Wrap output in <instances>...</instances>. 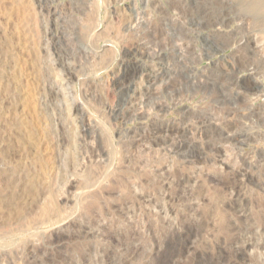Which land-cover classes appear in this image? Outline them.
I'll list each match as a JSON object with an SVG mask.
<instances>
[{
  "label": "rangeland",
  "instance_id": "obj_1",
  "mask_svg": "<svg viewBox=\"0 0 264 264\" xmlns=\"http://www.w3.org/2000/svg\"><path fill=\"white\" fill-rule=\"evenodd\" d=\"M172 1L0 0V264H264V0Z\"/></svg>",
  "mask_w": 264,
  "mask_h": 264
},
{
  "label": "bare ground",
  "instance_id": "obj_2",
  "mask_svg": "<svg viewBox=\"0 0 264 264\" xmlns=\"http://www.w3.org/2000/svg\"><path fill=\"white\" fill-rule=\"evenodd\" d=\"M150 1V0H149ZM176 1V0H175ZM175 1H172V2H175ZM185 2V1H184ZM203 2V1H202ZM177 3H180V2H178L177 1ZM184 4V3H183ZM176 5V4H175ZM180 6V5H179ZM173 8V7H172ZM179 8V7H178ZM183 8V7H182ZM181 7H180V9H182ZM185 9V8H184ZM175 10V9H174ZM179 10V9H178ZM177 10V11H178ZM183 11V10H182ZM186 11H187V9H186ZM185 11V15H187L186 12ZM160 12V11H159ZM205 12V11H204ZM228 12V11H227ZM223 15V14H222ZM225 15V14H224ZM234 15V14H233ZM137 17V16H136ZM179 17H181V16H179ZM181 19V18H180ZM242 20V19H241ZM225 21H226V23H227V26H226V28L225 29H227L230 25H234V24H236V20H234V19H232V18H230L229 16H226V19H225ZM179 22V21H178ZM241 25H243V22L242 21H238V23L236 24V29L238 30H240V28L242 27ZM137 26V25H136ZM245 28V27H244ZM225 29H216V30H214V32H216V33H219V34H221V33H224L225 32ZM234 30V29H233ZM187 31V30H186ZM241 31H243V30H241ZM240 31V32H241ZM166 32V31H165ZM237 33H239V32H237ZM159 34V33H158ZM233 34H234V32H233ZM227 36V34H224V36ZM186 37V36H185ZM228 37V36H227ZM226 37V38H227ZM71 38V37H70ZM219 38V37H218ZM245 38V37H244ZM247 38V37H246ZM233 39V38H232ZM235 39V38H234ZM249 39V38H248ZM251 40H252V38H250ZM249 39V40H250ZM229 40V39H228ZM227 40V41H228ZM251 40L249 41V43L251 42ZM240 41H242V39L240 40ZM253 41V40H252ZM229 43V42H228ZM236 43H238V42H236ZM244 43V42H243ZM247 43L248 42H246V46H248L247 48H251V47H249V45L250 44H248L247 45ZM230 44V43H229ZM252 44V43H251ZM190 45V44H189ZM189 45H187V48H189ZM231 45V44H230ZM229 45V46H230ZM240 45H242V44H240ZM232 46V45H231ZM240 47V49H241V46H239ZM239 47L238 46H236V47H234V49L235 48H238L239 49ZM192 48V47H191ZM228 48H230V47H228ZM253 49H254V47H252ZM251 48V49H252ZM243 49H244V47H243ZM242 49V50H243ZM135 50V49H134ZM141 50V49H140ZM235 50H237V49H235ZM245 50H246V48H245ZM255 50V49H254ZM248 51H249V49H248ZM235 52V51H234ZM239 53L240 52H242V51H238ZM243 52H244V50H243ZM246 52H247V50H246ZM141 53L142 54H145V53H147V51L146 50H142L141 51ZM230 53H232V52H230ZM141 54V55H142ZM241 54V53H240ZM245 57H246V54H244V53H242ZM149 55V54H148ZM147 55V56H148ZM151 55H153V54H151ZM228 55H230V54H228ZM243 55H241V56H243ZM249 55V54H248ZM256 55V54H255ZM257 56H258V53H257ZM146 57V56H145ZM152 57V56H151ZM253 57V56H252ZM243 58V57H242ZM256 58V57H255ZM229 59V58H228ZM234 60H235V62H236V64H234V65H236L237 66V68L238 67H241L243 64H244V62H245V60H243V59H241V58H239L237 55H235L234 54V58H233ZM246 59V58H245ZM257 59V58H256ZM258 60V59H257ZM261 60V62H262V59H260ZM248 61V60H247ZM212 62V61H211ZM263 62H264V60H263ZM198 63V62H197ZM208 63V62H207ZM247 63V62H246ZM260 63V62H259ZM253 64V63H252ZM214 66V65H213ZM264 66V65H263ZM231 67V66H230ZM232 67H234L233 65H232ZM139 66L138 65H134V69H133V73H135V72H138V70H139ZM227 69V68H226ZM235 69V68H234ZM203 70H205V69H203ZM239 70V69H238ZM223 72H227L225 69L223 70ZM229 74V73H228ZM202 75V74H201ZM227 75V74H226ZM232 75V74H231ZM195 76V75H194ZM233 76V75H232ZM156 77V76H155ZM239 77V76H238ZM228 78V77H227ZM230 79V78H229ZM251 79V77L249 78V80ZM237 80V79H236ZM238 81H239V79H238ZM241 81V80H240ZM149 85H150V87H153V89L155 90V92L156 91H159V90H156L155 88H157L158 86V81H157V79L156 78H153V77H151L150 79H149ZM160 82V81H159ZM233 82V81H232ZM251 82H252V80H251ZM260 82H262V81H260ZM259 81H257V80H253V90H260V89H264V83H260ZM236 83V82H235ZM232 84H234V83H232ZM164 85V84H163ZM239 85V84H238ZM123 86V85H122ZM165 86V85H164ZM234 86V85H233ZM251 86H252V84H251ZM236 87V86H235ZM122 88V87H121ZM120 88V89H121ZM158 88H160V87H158ZM157 88V89H158ZM162 89H164L163 87H161ZM168 88V87H167ZM237 88V87H236ZM239 88V87H238ZM197 89V88H196ZM200 89V88H199ZM240 90H241V88H240ZM240 90H238V91H240ZM248 90V89H247ZM243 90H241V92H242ZM246 91V90H245ZM244 91V92H245ZM154 92V93H155ZM160 92H161V90H160ZM264 92V91H263ZM151 93V92H150ZM178 93V92H177ZM238 94V96L239 97H241L242 98V93H237ZM245 94H246V92H245ZM244 94V95H245ZM145 95V94H144ZM151 95V94H150ZM178 96V95H177ZM144 97V96H143ZM223 97V96H222ZM147 98V97H146ZM222 99V98H221ZM259 99V98H258ZM146 101V100H145ZM144 101V102H145ZM256 101V100H255ZM245 102H246V100H245ZM244 103V102H243ZM264 103V102H263ZM231 104V103H230ZM251 104V103H250ZM249 104V105H250ZM141 105V104H140ZM148 105V104H147ZM171 105H174V104H171ZM176 105V104H175ZM235 105V104H234ZM237 105V104H236ZM262 105V104H261ZM238 106V105H237ZM248 106V105H247ZM252 106H254V105H252ZM251 106V107H252ZM77 107V106H76ZM152 107H154V106H152ZM231 107H233V106H231ZM230 107V108H231ZM78 108V107H77ZM145 108V107H144ZM147 108V107H146ZM145 108V109H146ZM155 112H157V113H155V114H157V115H167L169 112V110H170V108L169 107H167V105L165 106L164 104H159V105H155ZM173 108V107H172ZM184 108V107H183ZM187 108H189V107H187ZM187 108H186V110H187ZM250 108V107H249ZM80 109V108H79ZM154 109V108H153ZM190 109V108H189ZM192 109V108H191ZM190 109V110H191ZM234 109V108H233ZM258 109V108H257ZM143 110V109H142ZM147 110V109H146ZM151 110H152V108H151ZM185 110V111H186ZM189 110V111H190ZM199 110V109H198ZM235 110V109H234ZM246 110V109H245ZM250 110V109H249ZM77 112V109L75 108L72 112ZM183 111V110H182ZM184 111V112H185ZM201 110H199V112H200ZM71 112V111H70ZM177 112H178V109H177ZM195 112H196V110H195ZM229 112H230V110H229ZM228 112V113H229ZM235 112V111H234ZM255 112V111H254ZM179 113V112H178ZM257 113H258V111H257ZM148 114V119H150V117H152V118H154L153 116L154 115H151V114H149V113H147V111L145 112L144 110L143 111H141V115L143 116H145V115H147ZM180 114H184L183 112L181 113V110H180ZM187 114H189V113H187ZM191 114V113H190ZM244 114V113H243ZM140 115V114H139ZM191 115H194V114H191ZM196 115V114H195ZM236 115H238V114H236ZM260 115V114H259ZM263 115V114H262ZM130 116V115H129ZM241 116V115H240ZM200 117V116H199ZM243 117V116H242ZM246 117V116H245ZM253 117V116H252ZM151 118V119H152ZM197 118V117H196ZM142 119V118H141ZM198 119V118H197ZM205 119H206V117H205ZM263 119V118H262ZM227 120H228V118H227ZM232 119H230V121L228 120L227 121V123H226V125L225 126H223L225 129H221V128H219V124H216V125H212V127L213 128H215L216 130H220L221 132H223V135L224 136H226V139H227V141L228 142H230V143H233V142H237V143H239V145L241 144V145H245V146H248L247 145V143H251V144H253V143H259V141H262L263 139H264V133H262V131H258V132H248V133H246V134H238V135H233V134H231V131L235 128V126H236V123L235 122H233V121H231ZM154 121V120H153ZM200 121V120H199ZM90 123V122H89ZM87 124V123H86ZM151 124V123H150ZM204 124V123H203ZM202 124V125H203ZM84 126L83 127H86V128H89V129H93V125L92 124H89V126L87 127V125H85V122H84V124H83ZM144 125V124H143ZM174 125V124H173ZM142 126V125H141ZM141 126H140V128H141ZM147 126H149V125H147ZM134 127V126H133ZM144 127V126H143ZM167 127L169 128V130L171 129V127L173 128V126H172V124L170 123H168V125H167ZM248 127V126H247ZM139 128V129H140ZM204 128L205 127H203L202 129H201V135H202V139L203 138H205V137H203V135L206 133V130H204ZM94 129H95V127H94ZM137 130V129H136ZM186 130V129H185ZM187 130H189V129H187ZM226 130L228 131V132H226ZM171 131V130H170ZM257 131V130H256ZM89 132V131H88ZM128 132V131H127ZM200 132V131H199ZM198 132V133H199ZM208 132V134H209V131H207ZM166 133V132H165ZM245 133V132H244ZM95 134V133H94ZM130 134V133H129ZM131 134H133V133H131ZM135 134V133H134ZM180 134H181V132H180ZM194 134H195V136H196V133L194 132L193 133V137H194ZM176 135V134H175ZM187 135V134H186ZM198 135V134H197ZM130 136H132V135H130ZM135 136V135H134ZM133 136V137H134ZM198 137H200V136H198ZM128 140H129V142H131L130 144H129V146H127V145H125V148H128V149H130L131 148V150L132 149H136L137 147L138 148H142V147H140L141 146V142L139 143L138 141H139V139H137L138 141H136V139H135V137H134V139L132 138V137H129L128 136ZM201 139V138H200ZM193 140V139H192ZM126 142H128V141H126ZM125 142V143H126ZM177 142V141H176ZM128 144V143H127ZM221 144V143H220ZM216 147V146H215ZM262 147V146H261ZM93 148V147H92ZM242 148V147H241ZM240 148V149H241ZM143 149V148H142ZM142 149H140V150H142ZM145 149V148H144ZM144 149H143V153L144 152H146V151H144ZM147 149V148H146ZM149 149H151V148H149ZM228 149V148H227ZM252 149H254V148H252ZM256 149H258V148H256ZM137 150V149H136ZM242 150H244V149H242ZM175 151V150H174ZM228 151H230V150H228ZM228 151L226 150V149H224V150H220L219 151V153L221 154V157H222V159H223V162H224V164H226L227 165V167L228 168H231L232 167V164H231V161L229 160V158H230V154H228ZM142 152V151H141ZM248 152V151H247ZM257 152L259 153L260 151H258L257 150ZM262 154L261 155H264V147L262 148ZM102 153V152H101ZM131 153V152H130ZM133 153V152H132ZM211 153V152H210ZM217 155V154H216ZM247 155V154H246ZM249 155V154H248ZM247 155V156H248ZM240 157L238 158L240 161H242V162H247L246 161V158H245V156H244V154H241L240 153V155H239ZM238 157V156H237ZM249 157V156H248ZM251 157V156H250ZM186 158V157H185ZM260 159H261V157H259ZM177 159V158H176ZM184 159V158H183ZM103 160V159H102ZM105 162V161H104ZM255 162V161H254ZM259 162V161H258ZM248 163V162H247ZM244 164V163H243ZM251 166V165H250ZM249 166V167H250ZM264 166V165H263ZM227 168V169H228ZM247 168V167H246ZM226 169V170H227ZM229 170V169H228ZM252 170H253V166H251L250 167V170L249 171H251L250 172V175H249V171H245L244 169L242 170H238L237 171V173H236V176H238L239 178H242V181H244V180H251V177H252V175H251V173H252ZM231 171V170H230ZM234 171V170H233ZM255 171V170H254ZM257 171V170H256ZM255 171V172H256ZM136 172V171H135ZM103 173V172H102ZM255 175V174H254ZM259 180V179H258ZM243 183V182H242ZM246 183V182H245ZM97 184V183H96ZM244 184V183H243ZM261 184V183H260ZM239 188L238 187H236L235 186V192H236V194L239 196ZM98 196V195H97ZM95 198V197H94ZM93 201H94V199H93ZM92 201V202H93ZM98 202V201H97ZM76 203V202H75ZM93 203H96V202H93ZM96 205V204H95ZM57 211V210H56ZM116 214V213H115ZM46 217V216H45ZM34 233V232H33ZM125 236V235H124ZM57 238H59V237H57ZM56 238V239H57ZM55 239V238H54ZM52 242V241H51ZM133 252V251H132ZM32 253V249H31V251H30V254ZM33 253H35V251H33ZM87 255H89V252H83L82 253V258L83 259H85L86 257H87ZM106 256L107 257H110L111 258V252H107L106 253Z\"/></svg>",
  "mask_w": 264,
  "mask_h": 264
}]
</instances>
